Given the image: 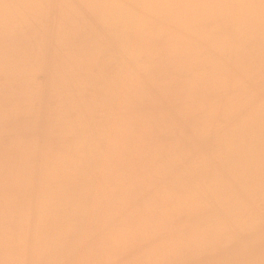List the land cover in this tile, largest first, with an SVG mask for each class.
<instances>
[{
	"label": "bare ground",
	"instance_id": "obj_1",
	"mask_svg": "<svg viewBox=\"0 0 264 264\" xmlns=\"http://www.w3.org/2000/svg\"><path fill=\"white\" fill-rule=\"evenodd\" d=\"M0 264H264V0H0Z\"/></svg>",
	"mask_w": 264,
	"mask_h": 264
}]
</instances>
